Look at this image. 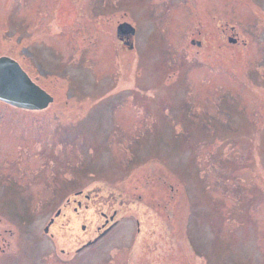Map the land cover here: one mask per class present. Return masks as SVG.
Segmentation results:
<instances>
[{
  "label": "rangeland",
  "instance_id": "1",
  "mask_svg": "<svg viewBox=\"0 0 264 264\" xmlns=\"http://www.w3.org/2000/svg\"><path fill=\"white\" fill-rule=\"evenodd\" d=\"M80 1L0 0V56L55 97L41 111L0 101V264H264L260 10L238 22L228 0H85L112 15L70 19ZM124 17L133 51L108 26ZM228 22L251 47L231 45ZM80 190L92 198L76 213ZM101 210L117 224L99 233Z\"/></svg>",
  "mask_w": 264,
  "mask_h": 264
},
{
  "label": "flooded vegetation",
  "instance_id": "2",
  "mask_svg": "<svg viewBox=\"0 0 264 264\" xmlns=\"http://www.w3.org/2000/svg\"><path fill=\"white\" fill-rule=\"evenodd\" d=\"M257 0H228L227 3L225 4L226 6V13L227 15L230 17L229 18V21H238V22H242V20L245 18H249L251 19L253 15H257L258 10H260L261 14L263 15V18H262V21H261V26L259 25V31H256L254 32L253 34H251L252 36H259L260 33L263 31L264 32V0H258V4L259 6L257 8H254V4ZM218 2V1H217ZM213 3V2H212ZM80 7L77 8L76 10V13L75 15H73L72 13H68L67 11V16L70 17V19H74V18H79V17H85V18H88L90 20H106L110 15H112V13H99L98 15L90 12V6H87V3L85 2V0H81L80 1ZM211 6H214L215 8H218V3L216 4V6L214 5V3L211 5ZM254 9L256 11V13L254 14ZM117 12H121L120 10H117L115 11V13ZM248 13V14H247ZM256 18V17H255ZM244 21V20H243ZM108 22V26H109V29H110V33H113L114 36H116L118 38V40L120 41V44L122 45V47L124 48V50H126L125 52H127L128 50H136L137 49V33H138V29L137 27L133 24V22H131L128 18L124 17L123 19H116V18H109L107 20ZM124 22H129L131 23L135 28H136V32L133 34L131 32V30H119V26L120 24L124 23ZM67 24H73V22L71 23H67ZM65 24L67 27L69 25ZM105 24V23H104ZM228 24L230 25V31H232L230 34H227V38H228V41L231 43V45H235V46H238L240 47L241 49L245 48V47H251L252 44L251 43H248L244 37L242 38L241 37V34L237 31H235L234 27H236L234 24H231V22H228ZM64 25V24H63ZM62 25V26H63ZM64 25V26H65ZM66 27V28H67ZM101 25H100V28L101 29ZM237 28V27H236ZM64 28H62L61 30V33L63 31ZM108 29V30H109ZM106 31V29L104 30ZM91 36V41L89 42L91 44V46H100V47H103L104 44L103 43H98L101 38L98 37L97 35L95 34H90ZM94 36V37H93ZM263 36H264V33H263ZM104 41V39H102ZM199 46L201 44L197 43ZM254 46L256 47V49H262L264 48V37H263V40L260 41V42H254ZM104 50V49H103ZM93 62H97V61H93ZM92 62V63H93ZM98 62H102V61H98ZM107 63H109L112 67H115V68H121L123 67L122 64L123 63H133V64H136V61H124V60H107L106 61ZM131 64V65H133ZM89 68H93L94 67V64L93 65H89L88 66ZM101 67V64H98L96 66V68H100ZM117 83L118 81L115 83H113L114 87L116 86L117 87ZM120 88V87H117V89ZM122 90V91H121ZM121 92H125L127 97H132L135 95V93L137 92L136 90V84L134 83L133 86H131V88L128 90L127 88L126 89H118V91L116 93H121ZM125 122H127V120H124ZM126 124V123H125ZM124 127V129L127 128V125H122L121 123H116L112 126L113 129H120V130H123L122 128ZM131 128V127H130ZM112 129V130H113ZM123 148V147H122ZM131 155H132V152H131ZM132 160V159H131ZM123 164H119V165H114L113 163L110 164L108 166L109 170L106 172V174H110L111 176H119L120 174H127V175H131V173H123L125 172L128 168H130V171H131V168L133 166V163H131L129 166H127L128 168H126V165L124 167ZM126 168V169H124ZM162 175H165V174H162ZM167 177V176H166ZM133 178V177H132ZM168 178V177H167ZM81 192L80 191H77V193L75 194H79ZM76 195H74L72 198H68L67 199V202H66V205L67 206H70L69 204L72 203L75 204L74 206L71 205V210L75 211L76 213H78L80 211V209H86L88 207H90V202H91V196L92 194L90 193H85L84 197L82 196V193L79 194L78 197H75ZM138 198H142L141 195H138ZM126 198H123V194L121 193L120 195V201L118 200L117 202L123 206L124 205V202H122L123 200H125ZM134 201V200H133ZM117 206V205H116ZM147 208L148 209H152L153 208V205L150 203L149 205L146 204ZM149 206H151L149 208ZM60 212H62L61 209H59ZM119 211V209H113V212L117 214V212ZM154 212V210L151 211V213ZM100 214L101 216L103 217V221L101 222L100 225H97L96 227V230H98V232H102L104 230H109V229H112L114 227V225L117 224V220L114 219L112 220V215H109L107 212H104V211H100ZM61 215V214H60ZM57 216L55 217L54 219V223L57 222V219L58 217ZM136 228L137 230L139 231L141 226V220L140 219H136ZM168 221L167 220H164L163 218H159L158 219V223H157V226L162 228L164 232L167 231V227H168ZM81 228H85V225H81ZM5 253V252H4Z\"/></svg>",
  "mask_w": 264,
  "mask_h": 264
},
{
  "label": "water",
  "instance_id": "3",
  "mask_svg": "<svg viewBox=\"0 0 264 264\" xmlns=\"http://www.w3.org/2000/svg\"><path fill=\"white\" fill-rule=\"evenodd\" d=\"M119 27L120 31L135 33V28L129 23H122ZM0 100L22 109L42 110L49 107L54 96L36 83L17 60L0 56Z\"/></svg>",
  "mask_w": 264,
  "mask_h": 264
},
{
  "label": "bare ground",
  "instance_id": "4",
  "mask_svg": "<svg viewBox=\"0 0 264 264\" xmlns=\"http://www.w3.org/2000/svg\"><path fill=\"white\" fill-rule=\"evenodd\" d=\"M106 64H108L107 62H105Z\"/></svg>",
  "mask_w": 264,
  "mask_h": 264
}]
</instances>
